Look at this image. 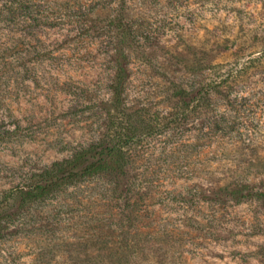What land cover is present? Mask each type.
Returning a JSON list of instances; mask_svg holds the SVG:
<instances>
[{
  "label": "rangeland",
  "instance_id": "1",
  "mask_svg": "<svg viewBox=\"0 0 264 264\" xmlns=\"http://www.w3.org/2000/svg\"><path fill=\"white\" fill-rule=\"evenodd\" d=\"M31 7L52 14L48 23L32 22L0 43V192L105 131L115 18L134 37L133 120L171 123L135 148L132 174L144 181L145 200L116 206L87 201L94 185L70 190L83 204L69 200V220L55 238L43 236L41 254L35 211L0 215V264H264V199L220 193L236 184L264 193V0ZM181 89L206 101L183 104Z\"/></svg>",
  "mask_w": 264,
  "mask_h": 264
},
{
  "label": "trees",
  "instance_id": "2",
  "mask_svg": "<svg viewBox=\"0 0 264 264\" xmlns=\"http://www.w3.org/2000/svg\"><path fill=\"white\" fill-rule=\"evenodd\" d=\"M35 2L36 0H0V43L6 38L7 33L14 34L16 30L34 27L30 25L32 22L48 23L52 14L34 13L31 5ZM26 10L30 11V15L23 14ZM122 22L120 18L113 20L115 30L113 32L116 33L117 42L111 55L114 76L110 85L111 99L105 109L107 115L105 131L96 141L76 150L70 158L35 171L30 174L25 183L0 192V215L14 218L22 210L36 212L35 217L39 223L40 254L47 248L43 244V236L55 238L58 231L62 232L59 225L69 220L68 211L72 209L69 200H74L72 203L75 204H83L78 201V195L69 194L70 190H77L81 185H94L95 187L91 189L92 193L86 197L87 201L93 198L116 206L121 204L128 206L145 200L140 194V190L146 188L144 181L132 174L134 172L133 154L141 141L160 134L171 121L156 125L143 120L134 121L129 112L128 52L133 48L134 37L125 26L121 25ZM232 78V75L228 74L218 87L230 82ZM176 98L183 104L191 98H194V102L204 103L207 95L200 91L193 93L181 89L177 91ZM220 193L236 202L264 199V193L244 190L239 184L234 185L233 188L231 185H226L225 188L220 189ZM203 198L205 200L208 197ZM130 214L133 216L132 212ZM135 217L136 213H134Z\"/></svg>",
  "mask_w": 264,
  "mask_h": 264
}]
</instances>
